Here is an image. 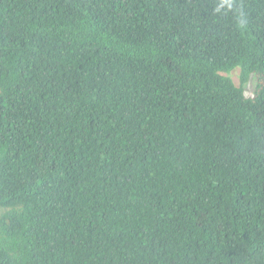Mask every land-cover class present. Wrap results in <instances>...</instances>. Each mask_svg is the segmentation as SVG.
Segmentation results:
<instances>
[{
    "label": "trees",
    "instance_id": "1",
    "mask_svg": "<svg viewBox=\"0 0 264 264\" xmlns=\"http://www.w3.org/2000/svg\"><path fill=\"white\" fill-rule=\"evenodd\" d=\"M220 3L0 0V264H264V0Z\"/></svg>",
    "mask_w": 264,
    "mask_h": 264
},
{
    "label": "rangeland",
    "instance_id": "2",
    "mask_svg": "<svg viewBox=\"0 0 264 264\" xmlns=\"http://www.w3.org/2000/svg\"><path fill=\"white\" fill-rule=\"evenodd\" d=\"M239 72L238 70H235L234 72H232L230 74V77L232 78L233 82L238 85L239 83V78H238ZM255 84H256V79L254 76L250 77L249 82L247 83L246 87H245V95L246 96H251L254 92V88H255Z\"/></svg>",
    "mask_w": 264,
    "mask_h": 264
},
{
    "label": "clouds",
    "instance_id": "3",
    "mask_svg": "<svg viewBox=\"0 0 264 264\" xmlns=\"http://www.w3.org/2000/svg\"><path fill=\"white\" fill-rule=\"evenodd\" d=\"M225 7H227L229 10H232L233 7H234V5H233V3H232V0H221V3H220V5H219V7H217L216 11H217V12H220V9H221V8H225ZM241 16H242V14H241ZM243 22H244V21H243V19L241 18L240 23L242 24Z\"/></svg>",
    "mask_w": 264,
    "mask_h": 264
}]
</instances>
